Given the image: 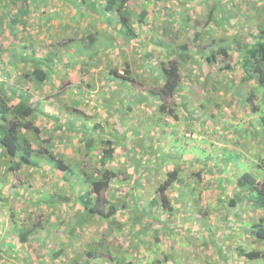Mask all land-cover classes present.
I'll use <instances>...</instances> for the list:
<instances>
[{
  "label": "trees",
  "instance_id": "1",
  "mask_svg": "<svg viewBox=\"0 0 264 264\" xmlns=\"http://www.w3.org/2000/svg\"><path fill=\"white\" fill-rule=\"evenodd\" d=\"M32 1L34 0H0V242H2V244L0 243V264H7V260H10V258L24 260V264H31L28 259H22L18 256L15 243L12 241L4 243L6 242V238L14 236L18 239L21 246L27 245L31 240L37 238L36 232L42 233L47 230V223L41 221V216H37L36 210L39 211L40 209V211H42V209H45L43 211H46V213L43 217L53 214L52 226L56 227L55 224H58V221H53L56 212L59 220L61 217L67 215L62 213V210L57 207L61 204L70 205L72 202L73 207L77 211H82V217L78 219L77 229L72 228L67 231L68 235L66 238L68 241L72 242L78 230L84 228L86 222L90 223L94 219V221L100 225L106 223V225H104L106 227L104 236L106 235V231L110 233L116 228L120 235L131 240L130 245L133 246V249L138 248V244L134 245L136 235L132 233V231L133 228L138 227V225L140 229L144 228L148 230L150 222H147L149 224L148 227L147 225L144 227L141 226L145 216L154 213L155 217L159 219V216L163 214L172 217L176 213H188V205L192 204L195 207V214L201 213V209L197 204V199L201 196L202 182L204 181L203 173L212 175V183H216V187L220 190V184H223L220 181L224 179V184L229 182L228 186H232L234 190L233 195L228 196L227 200L225 197H220L219 199L221 205L219 212L225 214L223 218L229 215L227 211L228 208L230 210L232 208L236 209L238 205V207L242 206L244 208V213L248 210L252 212L255 211L258 214L263 213V215L255 219L249 218L245 220V218H243L245 221L239 219L238 222H240L241 226L245 225L248 227V233H246L247 236L245 237V240L248 239L246 240L247 245L239 246L233 243L228 245L227 249L228 252L231 250L236 251L238 257L245 258L249 263L264 259L263 249L259 248V245L257 246L258 241L264 242V114L261 113V110L264 108V21L262 20L259 28H257L255 32L249 31L246 33L245 29H242V33L237 31L236 35L232 37H219L216 30H226V26H228L227 22L229 21L230 23V19L233 17L222 15L228 13L225 7H220L219 5L214 6V4L210 5L204 27L210 23H214L217 26L214 29L209 28V31L205 33L201 31L195 32L193 38V45H195L197 49L195 55L193 56L190 47L186 43L177 45L173 51H171L169 47L167 49L168 55H174L176 52V58L168 64L161 62L159 66L151 63V68L155 70L154 72H156L157 75L155 76L151 73L146 75L147 82L143 80L142 77L135 82V84L142 85L148 83V87L143 91V89L137 90V86L132 83V81L136 79H134L133 73H131L132 70L128 62L126 63V75L119 72V69L114 66V61L107 60L106 62L105 60V65L101 64L105 59L104 55L116 48L120 54H122V47L124 46L133 47L134 45L133 48L130 47L133 51L138 52L140 50L143 45L141 35L147 29H141L140 25H147V5L152 0H144L143 4L139 6L137 5L138 2L133 0V2H135L133 8L129 6L131 0H41L39 1V8H42V10L38 16L39 22L40 20L42 21L43 15L46 13L47 7L45 6L48 5V2H51L50 8L55 9V11L52 10V14L57 15L62 13L63 18L73 20V22L77 24L75 29L80 28L77 19L86 18L89 15L92 18L96 15L107 24L109 30H112V32L114 31V33H110V31L107 30V32L104 33L107 37V41H105L107 52H105L103 47L102 50L100 48L101 54L98 53L99 51L95 53H86L88 49L95 45L96 39H98L96 35H88L87 39L82 38L78 40L80 43L76 45L74 43L77 41L72 35L76 38L77 36L74 32L71 33L70 31L73 27H70V29L65 27L63 29L62 26L60 30L63 29L64 34L68 31V38L64 37L65 39L61 42L53 44L52 50L42 55L38 53L41 49V43H39L40 33L32 34L29 30L26 31L27 27L32 24L27 19V16L30 14V5ZM59 2H61V5ZM214 3L219 4L220 1L218 0V2H216V0H214ZM66 6H68V9H73L72 12L74 13L72 15L65 13L64 8H67ZM255 7L256 6H254V8ZM263 7H258V11L264 19ZM185 14L186 12L182 14L181 21L190 22V17L188 14ZM54 19L55 17L51 19L49 24H53L52 21ZM137 27L139 29L138 31ZM155 28L157 34L160 35L158 31L159 27L155 26ZM169 30L172 32L174 31L173 28H169ZM209 38L210 40H207ZM117 40H120L121 49L116 45ZM138 42H140V44L137 45L136 43ZM66 47H68V49H66L68 51L65 53L69 58L65 57L64 53H59L62 48L65 49ZM204 48H210V51L206 52ZM69 49L73 51L82 50L84 52L85 56L83 54L82 57H79L83 60V64H79L73 59L74 54H69ZM7 52L9 53L7 54ZM152 55V53H145V58L150 60ZM194 57L200 58L203 63L214 66L217 75L220 77L219 80H214L209 75L204 78L205 81L201 86L204 88L211 86L215 93H221L223 90L227 93V90L231 88L233 91L231 97L234 98L233 102L234 105L237 106V109H242L239 107L246 108L250 118L253 120H251L252 125L259 122L256 131H252V125H250L249 129H245V121H241V119L236 123L239 127L241 126V131L234 130L235 132L228 137L231 138L232 135L236 136L237 134L241 138L236 142L237 145L233 142L237 148L236 150L234 148L225 147L227 149L225 155L233 159L237 164L238 160L241 159L242 163L239 164L238 168L244 166L243 173L236 174L235 171H232L230 174L231 177H223L222 171H214L213 167L208 164V161L211 159L209 156H212L213 153L202 146H188L184 147V150L182 149L183 147H181V150L178 151V153L181 154L180 158L178 156L174 158L173 154L164 152L161 155L162 162L160 164L159 152L156 151L154 147L155 144L153 143L148 147L143 146V151L147 149L152 156L151 159L145 160V162L148 164L150 163V165L152 163L155 165L159 163L157 165L159 171L154 179L155 185L153 187L154 195L151 199L152 201L141 204L146 201H138V195L141 193H138L136 188H132L130 182H128L130 189L125 195H121V193L116 190L111 192L113 183L118 182L121 188H124L126 184L125 181H127V179H133V175H125V178L121 179L122 176L114 164L116 161L115 151L118 144V134L114 133L113 140L110 132L102 130L103 125L101 122L93 125L91 120L103 119L104 117H106L105 120H110L115 117V113L113 112L110 114L106 111V114L100 115L98 113V115H94L80 108H72L66 102L63 103V100L70 101L69 98L67 99V96L61 95L67 93L66 89H70L72 82L66 83V85L68 84L66 87L61 83L60 87L55 86V84L49 87V85L52 84L50 82L54 79L56 80V78L53 79L51 76L58 73H56L55 70L57 62L62 61L61 59L64 58L67 61L65 65L68 69L74 70L77 66H80L81 73L85 74V76H89L92 71H99L100 77L106 80L109 86L110 83H113L111 79L117 78L121 80L118 86L115 83L114 86H111L112 91H114L113 89L115 87H119L122 92H126L125 94H136V98L131 102V106L140 107L142 103L147 104L148 107L154 106L157 121L152 122V124L147 127V130L149 132L151 130L149 128L152 126L159 127V129L162 130L161 136L164 137L166 141L169 140L170 134L174 133L173 127L176 128L175 130L178 128L181 129L180 134H182V137H188L186 132H189L190 135L196 134L197 132V129L193 128L196 124L190 121L193 118L192 116L195 115V111H190L188 115H186V121L189 123H187V129L191 128V131H189L184 127H180L181 115L177 107L180 108L181 105L173 102L175 96L178 95L180 91L187 89L186 80L189 81L192 78H197V73L195 72H190L186 77L181 73L183 64L187 65L190 62H200ZM12 58L15 59V62L12 61ZM73 61L77 64H74ZM23 66H25V69H23ZM8 67H11L13 71H10ZM84 67L86 69H84ZM237 68H239L241 73L238 84L236 77L233 75V72ZM65 76H67V74ZM12 78H14V80ZM3 79L4 83H1ZM9 80H13L12 83L8 82ZM79 83L85 88V90H83L85 93L91 92V87H89L90 83L83 84L85 80ZM251 83H254V85H251ZM42 90L48 95L41 99L36 95V91L39 93V91ZM260 90L263 92L262 96L259 95L262 94ZM112 91L107 92L102 89V92L100 90L97 94V96H100V99L103 100V108H107L106 103L108 102L113 100L117 102L118 98L111 94ZM107 94H109V96L106 97ZM242 94H244L245 98H243ZM127 97L128 96L123 98L121 102L115 104V101H113L112 103L113 108L122 109L125 115L128 111L134 109L128 110V107H124V103L130 102V99H126ZM215 97L216 96H213L212 99ZM241 99L243 101H241ZM258 99L260 100L259 103L257 102ZM186 101V98L182 101L185 108L187 107ZM46 104L56 106L59 112L63 110L64 107L66 108L63 114L58 115V113L57 115H52L50 111L46 112L43 110V108H46ZM212 104L217 108V103L214 102ZM201 106H204L203 103ZM94 108V110L99 112L102 107L95 106ZM220 110L221 108H217L216 112L209 115V119L217 116ZM203 112L198 114L196 120H200L203 115L204 117L206 116L207 110L203 108ZM74 113L77 114V116H82L88 123L80 125L77 121L76 124V122L71 119ZM259 113L261 114L259 115ZM170 118L173 119V121H168ZM60 119H67V121L60 123ZM212 120L214 121V128L216 120L215 118ZM48 124L55 126L54 132H58L57 136H45L46 134L44 132H47ZM204 124H206L205 121ZM232 124L234 125V123ZM261 127H263V130L260 129ZM97 129L100 133L97 132ZM165 129H168V131H165ZM113 131L112 129V132ZM56 132L54 134H57ZM203 133L198 131V134L202 135L203 138L208 137V135ZM105 134H109V137ZM124 136H126V134H123V138H120V141L122 140L121 142L128 141L129 137L125 138ZM124 138L126 140H124ZM257 139H259V141H256ZM215 141L219 142V140ZM224 142L228 143V139ZM256 143L259 144L261 152L258 151L255 154L251 153L254 155L252 158L256 160L254 161L250 160L245 153L251 152V148H254ZM215 148L221 152L218 146ZM133 150H135V148H133ZM223 151L222 149V152ZM201 155L204 158V161H202L203 165L199 163L200 158L198 157ZM189 156L192 157L191 160H187ZM154 159L155 161L153 162ZM177 159L179 162L174 164V166L171 165L172 168H170V170H163V167L167 168L168 165H170L168 162ZM133 160L137 159L133 158ZM234 164H231V168L235 166ZM224 167L227 169L226 166ZM151 168L152 166L147 170L151 171ZM36 172H41L39 179L34 176ZM136 173H138V169H136ZM151 173L153 172L151 171ZM52 176L57 178V183L53 184L55 187V189L53 188L54 191H45L41 197H35L33 194L36 193L34 188L36 182ZM158 176L160 177L158 178ZM207 182H209V180H207ZM61 184L67 185L68 188L78 186V191L70 193L63 191L60 188ZM8 186L14 189L13 197L7 195L4 191L5 187ZM172 192H176L175 198L171 196ZM26 193L28 195L23 199L21 195ZM28 196L31 198L28 199V201L32 208H26L20 211L16 206L15 199L26 200ZM44 196L45 198L50 196L52 199L42 202L45 200ZM141 196L143 195L141 194ZM13 200L15 202L14 205H12ZM40 202H42L43 205H40ZM177 202L180 205L178 208L175 206ZM227 205L229 207H227ZM213 206V204H210V207L203 209L204 211L201 216L202 221L209 217L208 215ZM146 207L149 208L146 209ZM213 208H215V206ZM68 210L69 209H67V211ZM4 214L7 215V218L4 216L2 219ZM22 214L24 215L22 216ZM27 215H30L28 219L26 218ZM191 216L194 215L190 213L189 219ZM44 219H46V217ZM145 219H149V217L147 216ZM66 220L65 218L64 223L62 221L60 225H64ZM50 224L49 221L48 225ZM153 231L157 233L158 229L154 228ZM235 233L230 235V237L233 238ZM157 237L160 238V236ZM238 238L240 239V237ZM59 240L60 238L57 237V240L54 239L47 243L41 242L38 247L41 249L46 248L48 254L46 256H50L51 260H56L59 256L67 255V251H64ZM245 240L243 238L242 240L240 239L241 242ZM51 242H55L53 247L50 246ZM94 249L96 248L89 244L88 249L84 251V253H82V251H77L76 253L79 254L74 259L70 260V264L122 263L117 260L115 262V258L111 256L109 250L106 253L101 252L100 255ZM126 249L132 248L128 245ZM149 251L155 257L152 260V264H160L162 261L167 262L166 259L168 257H165V259H163V255H161L162 257L160 256L161 258L157 257L160 253V249H149ZM123 252L129 251L125 250ZM129 253H132V250ZM106 255L110 256L112 260H109L110 263H104L100 260L106 259ZM165 255L168 254L165 253ZM84 256H86V258H84ZM97 257H99V259ZM196 258L198 260L199 257ZM219 261L220 257H217L215 263L220 264ZM127 264L138 263L130 261ZM201 264L213 263L211 260L203 259ZM252 264H258V262Z\"/></svg>",
  "mask_w": 264,
  "mask_h": 264
},
{
  "label": "rangeland",
  "instance_id": "2",
  "mask_svg": "<svg viewBox=\"0 0 264 264\" xmlns=\"http://www.w3.org/2000/svg\"><path fill=\"white\" fill-rule=\"evenodd\" d=\"M41 0H34L32 1V4L30 5V14L27 16V19L32 23L29 25L26 29L29 30L32 34L34 33H40L39 34V43H41V49L39 50V54H44L45 52H48L52 50V45L58 42H61L64 37L68 38L69 32L67 31L66 34H64V28L68 27H73L70 29L71 33L74 32L77 36V38L72 35L76 39L77 42L74 44L78 45L80 42L78 40L84 38L87 39L88 35H96L98 39H96L95 45L91 47L90 49L87 50L86 53L92 52L95 53L96 51H99L100 53V48L104 47L105 52L106 50V42L107 37L104 35V28H106V24L99 19L98 16L94 15L92 18L91 16H87L86 18H79L77 19V22L80 28L75 29V26L77 25L76 23L73 22V20L70 19H65L63 18V14H52L55 9L50 8L51 7V2H48V5L46 9V13L43 15L44 17L42 18V21L38 20V16L42 8H39ZM138 2V6L143 4L144 0H135ZM208 1V2H207ZM218 1V0H216ZM220 3L215 5L221 6H226L227 3L229 4L226 9H228L231 6V13H237L240 15L241 12H249L252 15L254 14L253 6H264V0H219ZM247 2V3H246ZM55 3V2H54ZM61 5V2H59ZM135 2L131 0L129 2L130 7H134ZM210 1L209 0H152L148 5H147V25H140L141 29H146L144 33H142V46L138 52L133 51L131 48L132 46H124L122 47V54L118 52V49L111 50L107 52L104 57V61L102 62L101 65H105L107 60L114 61V66L119 69L120 73H124L126 75V63H129V67L132 70L131 73H133L134 79L132 83L135 84L136 81L141 79L142 77L143 80L146 82V75L148 74H154L155 76L157 75L155 70H153L151 67V63L153 65L159 66L160 63H170L173 61L177 53L175 52L174 55L169 56L168 55V48L170 47V50L173 51L177 45L181 44H187L191 51L193 56L196 53V46L193 45V38L195 35V32L201 31L203 33L208 32L209 28L214 29L217 25L215 24H208L207 26L204 27V23L207 20L208 13L210 10ZM64 8L65 13L73 14L74 12L73 9H68ZM264 8V7H263ZM241 9V10H238ZM186 12L185 15L188 14L190 17V22H184L181 21L182 14ZM232 15V14H229ZM83 16V15H80ZM55 19L52 21L53 24H49L52 18ZM188 20V18H187ZM243 20H238L237 15L234 19V22L237 24H234L232 26L228 25L229 28L226 27V30H221L216 32L218 33L217 35L219 37H232L236 35V32L238 31L239 33H242V29H245V32L248 33L249 31H256V23H249L254 26V29L250 30L247 26L243 23ZM171 21V22H169ZM44 27H43V26ZM63 26V29L60 30ZM154 26V28H153ZM155 26L159 27L158 31L159 34L156 32ZM226 26V25H224ZM169 28H173V32L169 30ZM184 28V29H182ZM248 28V29H246ZM74 29V30H72ZM137 27V31H138ZM169 30V31H168ZM112 31V30H110ZM172 32V33H170ZM111 33H114L111 32ZM24 34V33H21ZM20 34V35H21ZM24 36V35H23ZM207 40H210L207 39ZM120 41V40H119ZM118 40L116 41V45L118 48H120L121 43ZM140 41V42H141ZM140 42L136 43L137 45L140 44ZM74 46V45H73ZM68 47L65 49L62 48V50L59 51L60 54L65 55L67 57V51ZM121 49V48H120ZM119 49V50H120ZM206 52L210 51V48H204ZM66 52V53H65ZM9 52H7L8 54ZM90 53V54H92ZM145 53H152V57L150 60L145 58ZM69 54L73 55V59L76 60L77 63L83 64V60L80 59L79 57H82L84 52L82 50L80 51H73L72 49H69ZM109 54V55H107ZM85 56V54H84ZM103 57V58H104ZM69 58V57H67ZM195 59H198L200 62L193 63L190 62L189 64H183L181 68V73L186 77L190 72H195L197 73V78H192L189 81H187V89L180 91L178 95L175 96L173 102L175 104L181 105L180 108L177 107L179 110V114L181 115V123L179 124L180 127H184L187 129V125L189 124L186 120L188 113L190 111H195V115L192 116L193 118L190 120L192 123H195L196 126H193V128L197 129L196 134L190 135L189 132L187 133L188 137L183 136L180 134L181 129H177L173 127L174 133L170 134L169 140H164V137L161 136L162 130L159 129V127L152 126L149 132L147 130V127H149L152 122L157 121V117L155 116V110L154 106L153 107H148L147 104L142 103L140 107H134L131 106V102H133L136 98V94H125L126 92H122L119 87H115L112 91L111 86H114V83L118 86L121 82V80L117 78L111 79L113 83H110V86L107 85L106 80H103L100 75L99 71H92V73L89 76H85V74L81 73L80 66H77L74 70H70L66 67L65 64H67V61L62 58V61L57 62V66L55 68L56 70V75L51 76V78H56L58 82L61 84H64L65 87L66 83H70L71 87L70 89H66V94L61 95V96H67V99L69 98L70 101L63 100V103L66 102L69 104L70 107L72 108H77L81 109L85 112H88L90 114L100 115L106 114V111L108 113H115V117L110 119V120H105L106 117L103 119H92L91 122L93 125L95 123H102L103 131H108L111 133V137L114 140L113 136L115 135L114 133H117V149L115 151V166L117 167V170L120 172L121 179L125 178V175H133V179H127L125 187L121 188V185L118 184V182L113 183L111 192L113 190L118 191L121 193V195H125V193L130 189L128 182L131 183L132 188H136L138 190V193L141 194L138 195V201H146L141 204H146L147 202L152 201L151 199L153 198V187L155 185V178L156 175L159 171L158 164L162 162V154L164 152H167L168 154H173L174 158L177 156L180 158L181 154L178 153L179 150L182 149L184 150V147H190V146H202L205 149H208L210 152L213 153L212 156H209L210 159L208 161V164L213 167V170L216 171L218 170L219 172L222 171V176L223 177H231L230 174L232 171H235V173H243V169L245 168L244 166H239L240 163H242V160H238V164L233 160L228 157H226V152L227 149L225 147L231 148V149H237L234 145V143L237 145V141L241 139L236 133V136H233L231 138H228L233 134L235 131H241V126L239 127L236 123L238 121H245V129H249L250 125H252V118L249 116V112L246 111V108L244 107H239L242 109H237V106L234 105V98L231 97L232 90L229 88L227 90V93L225 90L223 92H214L212 90V87H206L204 88L202 83L205 81V77L209 76L213 78L214 80H219V76L216 73V70L214 66L208 65L207 63H203V61L198 58L194 57ZM106 60V62H105ZM193 60V59H192ZM12 61L15 62V59L12 58ZM76 62L73 61L74 64H77ZM10 71L12 68L8 67ZM23 69H25V66H23ZM84 69H86L84 67ZM97 72V73H96ZM69 73V74H68ZM67 74V76H65ZM135 74V75H134ZM84 75V76H83ZM233 75L236 77L237 84L240 81L241 78V73L239 71V68H237L234 72ZM145 76V77H144ZM14 80V78H12ZM99 79V80H97ZM101 79L103 80L101 82ZM199 79V81H198ZM13 80H9L8 82L12 83ZM86 80L90 84H94L93 88H101L102 92V87H106L103 90L105 91H112V95L114 97H117V102L115 100V104L118 102H121L123 98L128 96L126 99H130V102L124 103V107H128L127 109L130 110L134 108L131 111H128L127 114L125 115V112L120 109V108H113L112 103L108 102L106 103L107 108H103V100L100 99V96H97L98 93H85V88L83 85H81L79 82ZM3 80H1V83H4ZM90 81V82H89ZM85 84V83H83ZM148 83H145V85L142 84H135L137 87V90H145V88L148 87ZM254 83H251L253 85ZM150 85V83H149ZM99 86V87H98ZM52 89V88H50ZM82 90V91H80ZM36 95H38L39 98H45L48 94H46L43 90L42 91H36ZM262 94H259L260 96L263 95V92L260 90ZM114 93V94H113ZM68 94V95H67ZM240 96V94L238 93ZM243 98L244 97V94ZM109 96V94L106 95V97ZM213 96H216L215 98L212 99ZM238 96V98H239ZM186 98V105L187 107L185 108L182 104L183 99ZM237 98V99H238ZM115 99V98H114ZM210 99V100H208ZM241 101H243L241 99ZM217 103V108L220 109V112L218 113L217 116L212 117V119L215 118V127L213 128V120L209 119V115L211 113H214L217 111V108L213 106L212 103ZM258 103L260 100L258 99ZM203 103V107L201 104ZM101 104V105H100ZM212 104V105H210ZM95 106L99 107L101 106L102 108L97 112L94 110ZM47 108V109H46ZM46 108H43L44 111L49 112L52 115H61L64 113L65 108L59 112L57 110L56 106H50L46 104ZM203 108L207 110L206 116L200 119L196 120L198 114L203 112ZM115 110V111H113ZM74 112V111H73ZM204 113V112H203ZM261 113L264 114V108L261 110ZM259 113V115L261 114ZM191 115V113H190ZM72 116V115H71ZM73 121L79 122L78 124L84 125L87 124V120H85L82 116H77V114L74 113V116L71 118ZM252 120V121H251ZM67 119H60V123L66 122ZM168 121H173V119H168ZM204 121L206 124H204ZM258 121V120H257ZM188 123V124H187ZM234 123V125L232 124ZM258 123H254L252 125V131H256V128L258 127ZM222 128V129H221ZM234 128V129H233ZM112 129L114 130L112 132ZM191 129V128H190ZM190 129H187L191 131ZM263 130V127L260 128ZM55 126L48 124L47 125V132H44L46 137L51 136V135H58L54 134ZM172 130V131H173ZM208 130V131H206ZM235 130V131H234ZM259 130V129H258ZM165 131H168V129H165ZM198 131H201L203 134L208 135V137L203 138L202 135L198 134ZM97 132L99 130L97 129ZM140 132V134H139ZM185 132V131H184ZM109 133V134H110ZM109 134H105L109 137ZM123 134H126V137L128 138V141L121 142L120 138H123ZM60 135V134H59ZM198 136V137H197ZM193 139H191V138ZM124 138V140H126ZM226 139H228V143L224 142ZM177 140V141H176ZM215 140H219L215 141ZM215 141V143H214ZM256 141H259L257 139ZM234 142V143H233ZM140 143V144H138ZM155 144L154 147L157 152H159V163L155 165L152 163H146L145 160L151 159V155L149 154L148 150L145 149L143 151V146L148 147L151 146L152 144ZM219 143V144H217ZM173 144V145H172ZM219 147L221 149V152L216 149L215 147ZM250 147V145H249ZM259 147V148H258ZM135 148V150H133ZM222 149L224 150L222 152ZM226 149V150H225ZM252 151L246 152L245 155L250 159L256 161L254 158H252L258 151H260V146L258 143L255 144L254 148H251ZM67 152V151H66ZM194 152V151H193ZM207 152V151H206ZM261 152V151H260ZM252 153V154H251ZM133 158H136L137 160H133ZM199 163L203 165L204 158L202 155L200 157ZM192 157L189 156L187 160H191ZM133 160V161H132ZM155 159L153 160V162ZM179 160H173L168 163V167L164 168L163 170H170L172 168L171 165L174 166V164L178 163ZM235 163V164H234ZM231 164H234L235 166L231 168ZM150 166L152 168L150 169L151 171L147 170ZM217 166V167H215ZM226 166L227 169L224 167ZM155 169H154V168ZM222 168V170H221ZM136 169H138V173H136ZM53 170V169H52ZM217 171V172H218ZM56 173V172H55ZM41 172H36L34 176H36L37 179L40 178ZM212 175L203 173V178L204 181L202 182V189H201V196L199 199H197V204L199 208L201 209V213H196L194 212V205H188V213H176L172 217L166 214L160 215L159 219L155 217V214L152 213L150 215H147L149 219H145L147 216L143 218L142 225L141 226H149L147 222H150V226L148 227V230H145L144 228L140 229L139 225L136 228H133L132 233H135L136 235V240L134 241V245L138 244V248L133 249V246L130 245L131 240L126 238L123 235H120L116 228L115 230L111 231L108 233L106 231V235L104 236L106 227V223H103L100 225L99 223H96V221H91L86 222V226L84 228H80L75 236V239L70 242L66 238L68 235V232L70 229L74 228L77 229L76 226H78V219L82 217L81 212L82 211H77L73 207V202L70 203V205L66 204H61L57 208L62 210V213L67 214L65 217H61L60 220L56 215L53 218V221H58V224H55L56 227L52 226V215L50 214L49 216L43 217L46 213L42 209V211L36 210L37 216H41V221L46 222V227L47 230L45 232H36V239L31 240L30 243L27 245L21 246V244L18 242V239L14 236L7 237L6 242H13L16 244V251L18 252V256L21 257L22 259H28V261L31 262V264H70V260L74 259L79 253L81 252L84 253L88 249V245L91 244L95 251L100 254L101 252H109L111 253V256L115 258L119 262H122L121 264H127L130 261H134L138 264H152L153 258H155L152 253L149 251L150 250H155V249H160V253L158 254L157 257H160L161 255L165 257H168L166 260L167 262H163L160 264H201L203 259L211 260L212 263H215V259L217 257H220V264H252L258 262V264H263L264 259H260L255 262L247 263L246 260L244 261L242 257L237 256L236 251H229L228 252V245L231 244H236V245H243L246 246L247 242L245 237L247 236L246 233H248V227L243 225H240L239 219L248 220L249 218H258L259 216L263 215V213L258 214L255 211H246L244 213V208L241 207H236V209L232 208L231 210L228 208V213L226 217L223 218V215H225L223 212H219V208H221V205L219 203L220 197H225V199H228V196L233 195L234 190L232 186H228L229 182L224 184L225 179L220 182L223 184H220V188L216 187V183H212L211 177ZM58 177V176H57ZM160 176H158L159 178ZM209 180V182H207ZM57 183V178L55 176L48 177L43 180H38L35 185V190L36 193L33 194L35 197H41L45 191L49 192L54 191L55 187L53 184ZM54 188V189H53ZM60 188L63 191H66L68 193L73 192V191H78V186H74L73 188H68L67 185H60ZM5 193L7 195H10L13 197V192L14 189L11 188L10 186L5 187L4 189ZM22 191V189H21ZM23 194V193H22ZM28 194L21 195L23 199ZM172 197H176V192L171 193ZM230 198V197H229ZM28 199H31L30 196L26 200L22 199H15L16 201V206L20 211L23 209H31L30 207V202ZM44 201L46 202L47 200L50 201L52 198L44 196ZM35 200V198H34ZM144 200V201H143ZM36 201V200H35ZM34 201V202H35ZM14 200L12 201V205H14ZM42 202L39 204L41 205ZM53 203V202H51ZM210 204H213L215 208L211 207V212L208 215L209 217L206 218L204 221H202V214H203V209L206 207H210ZM43 205V204H42ZM29 206V207H28ZM48 206V205H47ZM175 206L180 207L179 203L177 202ZM227 207H229L227 205ZM149 207H146L148 209ZM67 209H69L67 211ZM34 211V208H33ZM70 213V214H69ZM77 213V214H76ZM156 213V212H155ZM190 213L193 214L194 216L190 217ZM24 214H22L23 216ZM166 215V217H165ZM7 218V215H3V217ZM177 216V217H176ZM30 215H27L26 218L28 219ZM171 217V218H170ZM201 219L199 220V218ZM66 220V223L64 225H60V223ZM145 219V220H144ZM189 219V220H188ZM244 220V221H245ZM50 221V225H48ZM155 221V222H154ZM153 223V224H152ZM115 225V224H114ZM113 225V226H114ZM140 226V227H141ZM154 228H157L158 231L157 233L153 231ZM239 229V230H238ZM152 231V232H151ZM1 232V228H0ZM140 232V233H139ZM236 232V233H235ZM234 234V237L231 238L230 235ZM108 234V235H107ZM157 236H160L158 238ZM57 237L60 238L59 243L63 247L64 251H67V255H62L59 256L56 260H51V257H47L46 255V248H39L38 245L41 244V242H50L53 241L54 239L57 240ZM242 238L245 240L243 243L240 241ZM133 241V239H132ZM2 244V242H0ZM55 242H51L50 246L53 247ZM70 243V245H69ZM131 247L132 249H126L127 247ZM259 245V248L263 249L264 251V242L258 241L257 246ZM40 246V245H39ZM256 246V247H257ZM5 247V246H3ZM93 250V251H94ZM129 251V252H123V251ZM150 252V253H149ZM168 254V255H165ZM84 255V254H83ZM101 255V254H100ZM108 255V253H107ZM106 255V259H100L104 263H110L109 260H111L110 256ZM220 255V256H219ZM162 257V256H161ZM160 257V258H161ZM196 257H199L198 260ZM86 258V256H84ZM99 259V257H97ZM148 258V259H146ZM202 258V259H200ZM232 258V259H231ZM200 259V261H199ZM147 260V261H146ZM112 261V260H111ZM24 260H19L16 258H10V260H7V264H24ZM100 263V262H99ZM217 264V263H215Z\"/></svg>",
  "mask_w": 264,
  "mask_h": 264
},
{
  "label": "crops",
  "instance_id": "3",
  "mask_svg": "<svg viewBox=\"0 0 264 264\" xmlns=\"http://www.w3.org/2000/svg\"><path fill=\"white\" fill-rule=\"evenodd\" d=\"M216 2H218V1H216ZM214 3V0H210V5H212ZM247 3V2H246ZM209 5V6H210ZM229 4L227 3V5L226 6H223V7H227ZM254 7V6H253ZM258 7H262V6H256L255 8H254V14L252 15L251 13L249 14V12H241V14L239 15L238 14V12L237 13H231V6L227 9V11H228V13H226V14H222L223 16H232L233 18L232 19H230V23H229V21L227 22V24L228 25H230V26H232V25H234V24H237V23H235L234 22V19H235V17H236V15H237V19L240 21V20H242V19H244L243 20V23L245 24V25H248L247 27L250 29V30H252V29H254V26L252 25V24H249V23H251V22H253V23H256V27L257 28H259V26H260V24H261V22H262V20L264 21V19L262 18V15H260V13H259V11H258ZM226 9V8H225ZM263 9V8H262ZM238 10H241V9H238ZM68 14V13H67ZM229 14H232V15H229ZM212 24H214V23H212ZM227 28H229V26H226ZM216 28V27H215ZM248 28H246V29H248ZM256 28V29H257ZM107 30H109V27L107 26V24H106V28H104V33L105 32H107ZM110 31V30H109ZM112 31H110V33H111ZM252 32H255V31H252ZM57 80V79H56ZM55 79L54 80H52L50 83H52V84H50V83H48V82H46V83H48V84H50L49 85V87H51L52 85H54L55 84V86H58V87H60V82H57ZM97 80H99V79H97ZM103 80L101 79V82H102ZM90 82V81H89ZM91 83V82H90ZM85 84H89L86 80H85ZM254 85V84H253ZM93 86H94V84L92 83V84H90V86L89 87H91V92L92 93H99L100 92V89L101 88H97L96 89V87L95 88H93ZM99 87V86H98ZM104 88H106V87H102V89H104ZM243 260L245 261L246 259L245 258H243ZM246 262L247 263H249V261H247L246 260Z\"/></svg>",
  "mask_w": 264,
  "mask_h": 264
}]
</instances>
